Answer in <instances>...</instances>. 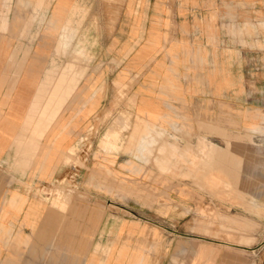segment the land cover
Instances as JSON below:
<instances>
[{"label":"crops","instance_id":"0c3cea01","mask_svg":"<svg viewBox=\"0 0 264 264\" xmlns=\"http://www.w3.org/2000/svg\"><path fill=\"white\" fill-rule=\"evenodd\" d=\"M139 1L134 2L136 10L129 14L130 2L125 0L121 13L123 26L120 29L119 24L116 26L118 34H124L119 44L121 63L110 77L100 78L97 72L92 76L85 71L84 50L89 51L91 44H96L97 35L102 34L101 30L95 33L98 27L93 25L78 37L70 61L63 63L59 70L57 65L45 67L44 74L37 79L32 57L39 58L40 51L48 50V36L54 34L53 52L65 53L79 30L80 21L75 18L83 17L84 7L78 4L80 0H5L6 12L11 11L14 19L44 16L46 2L49 5L45 18L53 7L55 13L45 20L40 44L33 43L37 38L28 43L0 37V264H133V253L127 244L132 221L107 217L109 210L101 204L102 198L117 194L119 187L122 189L116 173L111 171L106 176L84 172L80 188L87 200L67 205L60 202L63 208L53 204L49 197H40L23 186L27 183L43 186L61 175L64 168L61 163L66 151L75 144L77 133L112 96L111 86L102 90V85L116 81L117 72H125L124 84L141 70V79L131 93L135 94L134 108L148 115L160 113L162 109L167 114L170 104L183 107L186 112L188 109L195 120L210 124L219 121L218 115L222 122L229 119L230 108L244 113H264V52L215 44L211 33L210 38L200 37L203 42L196 36L193 38V4L199 0H174L173 15L167 10L168 0ZM138 4L146 6L145 9H139ZM22 5L29 7V16L20 14ZM221 6L227 9L225 14L234 7L236 19H256L263 12L264 1L223 0ZM7 14L0 15V36L36 33L38 27L34 32L25 29L27 21L24 20V25L15 26L14 31L13 28L1 30L7 28L5 21L10 19ZM135 17L141 19L142 33L134 38ZM172 23L173 32L166 28ZM167 36H173L169 43L165 41ZM137 118L143 123L144 131L139 144L147 138L155 139L153 132L162 133L143 118ZM139 122L134 124L133 132L138 133ZM114 136V131H108L102 145H111ZM199 146L204 159L190 162L194 170L210 167L206 156L212 158L218 151L203 139L199 140ZM160 149L169 155L176 150L169 143ZM187 150L188 146L177 155L186 157L190 154ZM108 159L115 162L110 169H117L116 158ZM211 181L218 183L219 180L212 178ZM214 213L223 222L238 224L244 229L253 227L247 219ZM222 226L226 227L224 223ZM107 240L109 251L101 255L100 249ZM248 240L243 235L239 239L240 242ZM179 253L177 258L181 257ZM96 259L99 261L95 263Z\"/></svg>","mask_w":264,"mask_h":264},{"label":"rangeland","instance_id":"374dc122","mask_svg":"<svg viewBox=\"0 0 264 264\" xmlns=\"http://www.w3.org/2000/svg\"><path fill=\"white\" fill-rule=\"evenodd\" d=\"M168 1L170 5L167 10L172 11L173 15L174 0ZM199 1L193 4V38L196 36L199 42H203L200 37L210 38L211 33L215 44L264 52V7L256 19H236L234 7L225 14L227 9L221 6L223 0ZM129 2L127 12L132 14L136 0ZM2 3L0 15L7 14V3L5 0ZM124 3L125 0H80L78 4L84 7L85 14L75 18L80 21L79 30L69 49L62 54L54 53V34L48 36V50L44 48L40 51L39 58L32 57L33 74L37 79L42 77L45 67L57 65L56 70H59L63 63L70 61L78 37L83 30L93 25L98 27L94 32L101 30L102 34L97 35V42L91 44L89 51H82L85 54V71L92 76L97 72L100 78L110 77L116 65L121 63L118 59L121 53L119 44L124 34H118L116 26L119 24V29L123 26L121 13ZM48 5L46 2L45 15ZM139 6L141 10L146 7L142 4ZM28 8L22 5L20 14L29 16L31 12ZM10 12L7 14L10 19L5 21L7 28L1 30L13 28L14 31V27L24 25V21H27L25 29L33 32L36 27L38 29L34 35L6 34L0 37L6 41L28 43L37 38L33 43L40 44L45 20L47 22L55 13V7L46 18L38 14L36 19H14ZM135 18L134 38L142 33L141 19ZM40 19L42 23L39 24ZM166 28L173 32L174 24ZM172 37H165V41L171 42ZM140 71L130 76L124 84V71L117 72L118 79H114L111 84L103 83L102 90L107 85L111 86L112 96L107 99L102 110L77 133L75 144L66 151L61 163L64 168L60 176L44 184L45 188L29 186L28 183L23 186L27 191H35L40 197H49L53 204L63 208L60 202L67 205L87 200L80 188L84 172L93 171L109 176L108 172L112 171L118 176L122 189L119 187L117 194L111 193L102 198L101 204L109 210L107 217L117 216L119 220L125 218L132 221V232L127 244L133 253V264H264V113H244L230 108L229 119L222 122L221 115H218L219 121L211 124L195 120L188 109L186 112L183 107L173 104L166 110L167 114L162 113L165 109L152 115L142 113L134 108L135 94L131 93L141 79ZM137 116L162 133L153 132L155 139L147 138L146 142L139 144L144 131L143 123L139 122ZM137 122L138 133L133 132ZM108 131H114L115 139L112 146L104 147L102 142ZM200 139L211 143L218 151L212 158L206 156L210 167L194 170L190 162L204 159V155L198 151ZM151 140L153 142L149 143ZM164 143L176 148L175 153L173 151L169 155L168 151H160ZM187 146L190 154L182 158L177 155ZM108 157L116 158L117 169H110L115 162H109ZM212 178L219 180L218 183H213ZM214 212L247 219L253 223V227L244 229L241 225L223 222ZM241 235L249 240L240 242ZM109 246L107 240L99 250L100 254L109 251ZM178 253L181 254L180 258H177ZM94 261L96 263L99 260Z\"/></svg>","mask_w":264,"mask_h":264},{"label":"bare ground","instance_id":"6f19581e","mask_svg":"<svg viewBox=\"0 0 264 264\" xmlns=\"http://www.w3.org/2000/svg\"><path fill=\"white\" fill-rule=\"evenodd\" d=\"M73 157V156H72Z\"/></svg>","mask_w":264,"mask_h":264}]
</instances>
